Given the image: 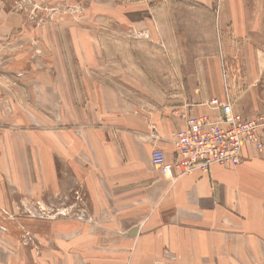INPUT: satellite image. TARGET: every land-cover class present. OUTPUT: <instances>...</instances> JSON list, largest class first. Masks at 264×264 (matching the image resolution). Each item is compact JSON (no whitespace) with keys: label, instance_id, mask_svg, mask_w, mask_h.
Wrapping results in <instances>:
<instances>
[{"label":"crops","instance_id":"0c3cea01","mask_svg":"<svg viewBox=\"0 0 264 264\" xmlns=\"http://www.w3.org/2000/svg\"><path fill=\"white\" fill-rule=\"evenodd\" d=\"M207 1L200 10L192 5L184 19L206 27V33L190 34L208 45V52L181 60L169 54L165 60L173 63L162 64L154 87L137 78L145 76V65L133 72L127 84L146 92L141 96L107 82L88 85L86 73L76 79L70 68L54 67L50 61L35 67L28 49L31 40L40 38L38 31L0 5V53L6 51L5 41L18 46L11 65L24 73L22 80H30L26 87L38 106L25 112L11 103L8 111L2 102L7 91L0 82V107L5 110L0 111L1 201L30 189L34 196H51L53 205L65 204L62 200L80 180L88 210L110 219L108 231L116 240L108 251L117 252L121 264H264V148L245 143L237 166L213 164L173 180L152 160L159 148L167 162H173L172 131L184 128L189 114H215L200 103L226 97L223 62L214 48L215 19ZM223 6L225 27L248 35L237 38L246 49V75H264V46L258 48L252 40L263 38L264 0H225ZM204 11L206 16L198 14ZM31 75L42 84L31 83ZM245 79L248 85L236 82L244 90L235 109L254 117L264 111V83ZM152 91L161 92L158 102L150 100ZM261 140L264 144V133ZM20 163L27 171L46 167L39 194L33 183L17 184L24 169Z\"/></svg>","mask_w":264,"mask_h":264},{"label":"rangeland","instance_id":"374dc122","mask_svg":"<svg viewBox=\"0 0 264 264\" xmlns=\"http://www.w3.org/2000/svg\"><path fill=\"white\" fill-rule=\"evenodd\" d=\"M210 1L217 34L215 53L223 62L222 71L224 67L227 70L236 103L244 90L236 82L241 79L248 85L245 78H250L253 83H264V75H246L248 62L243 57L246 49L244 42L238 44L237 38L247 39L248 35L239 36L234 27H225V0ZM207 4V0H0L2 7L18 13L26 25L38 31L40 38L31 40L32 49H28L35 67H45L47 64L42 63L50 61L54 67L70 68L73 78L79 79L80 73H86L88 85L107 82L124 93L140 96L146 92L132 87L133 91L127 84L133 72L144 69L145 65V76L137 78L154 87L158 83L155 73L161 71L162 64L173 63L165 60L169 54L176 53L181 60L208 52V45L195 41L190 34V30L206 33V27L198 28L197 22L184 19L191 14L192 5L200 10ZM198 14L206 16L205 11ZM24 29L29 35L30 28ZM259 36L263 38L255 36L252 40L261 48L264 31ZM2 44L6 51L0 53V82L7 91L2 102L8 111L11 103L21 111L38 110L26 87L30 80H22L24 73L14 63L11 65L12 52L18 46L10 40ZM30 79L31 83L42 84L35 76L31 75ZM148 94L152 102H158L161 92ZM0 109L4 113L3 106ZM20 164L24 169H20L17 184L26 187L33 183L39 186V194L46 179V167L27 171L25 163ZM24 192L21 197L13 194L5 203L0 199V264H121L118 253L108 251L116 240L108 231L110 219L103 220L100 215L98 218L88 210L86 187L80 180L70 197L62 200L65 204L53 205L52 197L45 192L36 196L30 189ZM63 217L66 219H60Z\"/></svg>","mask_w":264,"mask_h":264},{"label":"built area","instance_id":"2783aa9c","mask_svg":"<svg viewBox=\"0 0 264 264\" xmlns=\"http://www.w3.org/2000/svg\"><path fill=\"white\" fill-rule=\"evenodd\" d=\"M223 77L226 97H213L200 103L215 114H189L184 128L173 132L176 152L173 162H167L162 149H155L153 163L165 177L173 180L195 170H208L213 164L237 166L242 159L245 143L264 148L261 140L264 113L248 117L238 112L225 67Z\"/></svg>","mask_w":264,"mask_h":264}]
</instances>
